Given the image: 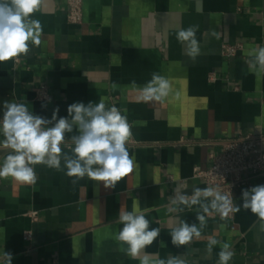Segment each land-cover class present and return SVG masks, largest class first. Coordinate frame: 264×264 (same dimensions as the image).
I'll use <instances>...</instances> for the list:
<instances>
[{
  "label": "crops",
  "instance_id": "obj_1",
  "mask_svg": "<svg viewBox=\"0 0 264 264\" xmlns=\"http://www.w3.org/2000/svg\"><path fill=\"white\" fill-rule=\"evenodd\" d=\"M67 8V0H43L30 16L41 22V44L29 40L26 53L0 62V142L5 103L25 104L48 121L45 128L67 119L64 141L73 142L81 133L68 107L103 101L126 116L136 166L114 188L87 176L74 184L65 165V157L76 158L73 142L61 147L60 170L33 166L35 184L0 178V264H140L145 255L149 264H218L225 243L234 253L228 264H264V221L243 208V191L264 185V174L234 191L240 210L233 217L211 208L215 191L191 203L197 189L208 188L193 176L196 166L209 167L225 139L264 131V70L249 67L264 47V0H83L81 24L68 21ZM191 26L195 59L189 42L177 40ZM238 42L237 55L222 54L224 43ZM153 73L171 83L163 103L141 99ZM41 86L47 99L37 97ZM11 152L0 148V166ZM121 210L143 214L147 230L160 229L135 259L117 239ZM184 223L200 236L174 245L172 231ZM211 239L218 243L209 252Z\"/></svg>",
  "mask_w": 264,
  "mask_h": 264
},
{
  "label": "clouds",
  "instance_id": "obj_2",
  "mask_svg": "<svg viewBox=\"0 0 264 264\" xmlns=\"http://www.w3.org/2000/svg\"><path fill=\"white\" fill-rule=\"evenodd\" d=\"M43 0H0V62L7 61L19 54L28 51L27 41L39 46L43 28L41 22L30 19V16L40 10ZM196 26L182 29L177 33V40L188 41L187 55L195 59L199 55L197 46ZM213 35H217L215 32ZM218 38V36H217ZM264 70V47H260L255 56V63L249 67L255 70L256 65ZM135 81L132 87H135ZM170 81L157 73L152 74V79L142 89V101H156L163 103L171 92ZM2 122V132L5 139L0 142V148L11 149L2 166H0V178L12 177L17 182L26 185L35 184L37 175L34 165H47L50 168L60 170L61 143L64 133L72 130V124L65 118H60L54 127L42 129V125L48 123L45 119L29 114L25 104L5 103ZM52 119H56V113ZM68 113L73 115V123L79 125L80 135L74 136L75 147L73 152L76 158L65 157L66 175L74 177L75 184L87 176L91 180L103 181L105 187H115L116 183L133 171L135 162L130 156L126 146L131 136V128L126 116L122 115L116 106L105 109V103L89 104L73 103L68 107ZM97 165L98 167H93ZM205 197L213 196L212 188L197 189L196 197L192 204L199 203L200 194ZM180 203H188L183 196L177 198ZM243 208L250 209L264 221V185H257L251 190L243 191ZM205 213L209 207L203 205ZM211 208L225 218L230 212H238L239 207H233L229 195L215 193ZM201 227L205 224V217L199 216ZM119 222L123 225L117 239L127 242L128 255L137 258L141 249L152 244L159 235L160 229L149 228V220L143 214L133 211L121 210ZM172 243L183 245L189 243L193 235L199 237L200 231L195 227H189L186 223L172 231ZM217 240L209 241L211 246L216 245ZM230 245L223 244L219 252L218 264H228L234 253L229 251ZM140 264H149V257L145 255ZM158 264H165L160 260ZM167 264H183L182 261L169 260Z\"/></svg>",
  "mask_w": 264,
  "mask_h": 264
},
{
  "label": "built area",
  "instance_id": "obj_3",
  "mask_svg": "<svg viewBox=\"0 0 264 264\" xmlns=\"http://www.w3.org/2000/svg\"><path fill=\"white\" fill-rule=\"evenodd\" d=\"M67 19L72 24L83 22V0H67ZM243 49V43H224L222 54L226 57L237 55ZM39 99H47V86L36 88ZM42 129H47L43 125ZM73 142L62 141L61 147H71ZM212 163L209 167L196 166L193 176L200 179L215 193L229 195L234 203V191L245 187L253 177L264 174V131L250 134H240L223 141L222 151L219 154L210 155ZM183 185L185 181H182ZM230 212L227 217H233ZM30 237V232L24 234Z\"/></svg>",
  "mask_w": 264,
  "mask_h": 264
}]
</instances>
